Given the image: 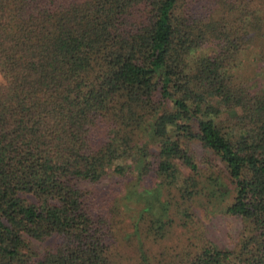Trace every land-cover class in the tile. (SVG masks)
I'll use <instances>...</instances> for the list:
<instances>
[{"label":"trees","instance_id":"1","mask_svg":"<svg viewBox=\"0 0 264 264\" xmlns=\"http://www.w3.org/2000/svg\"><path fill=\"white\" fill-rule=\"evenodd\" d=\"M196 206L240 233L180 264H264V0H0V264H151Z\"/></svg>","mask_w":264,"mask_h":264},{"label":"rangeland","instance_id":"2","mask_svg":"<svg viewBox=\"0 0 264 264\" xmlns=\"http://www.w3.org/2000/svg\"><path fill=\"white\" fill-rule=\"evenodd\" d=\"M256 50H249L247 56L239 67L243 76L252 75V66L260 64ZM250 71V72H249ZM261 77V76H260ZM197 153L202 154V147L198 143H193ZM194 215L187 225L179 224V216H175V223L167 235L156 241L146 240V245H150L148 255L151 264H180L197 248L200 234L207 236L218 245L224 247L233 246L240 233L241 221L234 215L224 212H206L203 207L196 206L193 209ZM126 228H130L128 219ZM132 245L122 246L125 258L131 255L133 261L139 260L136 248L137 241L132 238ZM145 240V239H144Z\"/></svg>","mask_w":264,"mask_h":264}]
</instances>
